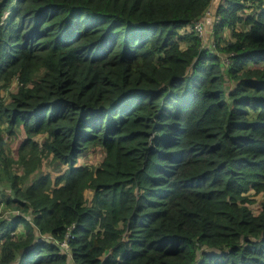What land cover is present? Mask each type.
Instances as JSON below:
<instances>
[{
	"label": "trees",
	"instance_id": "1",
	"mask_svg": "<svg viewBox=\"0 0 264 264\" xmlns=\"http://www.w3.org/2000/svg\"><path fill=\"white\" fill-rule=\"evenodd\" d=\"M209 2L0 0V264H264V5Z\"/></svg>",
	"mask_w": 264,
	"mask_h": 264
},
{
	"label": "rangeland",
	"instance_id": "2",
	"mask_svg": "<svg viewBox=\"0 0 264 264\" xmlns=\"http://www.w3.org/2000/svg\"><path fill=\"white\" fill-rule=\"evenodd\" d=\"M243 1V7L241 10L238 12L239 15L241 16H246L247 14H254V11H258L259 8L262 6L260 0H242ZM208 15V14H207ZM248 28L247 24H244L243 22H238L235 24V29L236 30H245ZM224 40L227 42H233L234 39L231 37V32L230 30H225L223 33ZM204 36V35H203ZM15 81L13 80L8 86L4 87L3 89H0V97L2 99H6L8 97V93L10 90H15ZM18 134L12 137L5 136L4 138V145H3V154H6L8 156H15V148L17 146L18 141L22 137V132L18 131ZM103 157V151L100 147H89L79 156H77V163H85V164H90V165H98V163L101 161ZM64 168V165L56 162H52L49 157H43L41 164L36 168L33 173L30 175V177H34L39 173H44L48 172L51 175V178H53L56 174H59L60 171ZM10 171L12 173H20V168L16 164H12ZM29 181V177L25 180V182ZM0 198H6L7 194L10 193L8 190V183L7 180L4 176L0 175ZM1 194L3 196H1ZM6 194V195H5ZM90 191L86 189L84 191V196L86 198H89ZM250 198L251 202L247 203L248 208L251 210L253 213H257L258 210L260 209V201L262 200V197L264 196V191L257 193V194H252L250 191ZM12 214H16V211L12 209L9 206H6V204H3V202H0V217H9ZM25 216V215H24ZM29 217V216H26ZM30 218V217H29ZM67 257V256H66ZM67 264H72V262H69V257L66 259Z\"/></svg>",
	"mask_w": 264,
	"mask_h": 264
},
{
	"label": "built area",
	"instance_id": "3",
	"mask_svg": "<svg viewBox=\"0 0 264 264\" xmlns=\"http://www.w3.org/2000/svg\"><path fill=\"white\" fill-rule=\"evenodd\" d=\"M220 2H224V0H210L208 7L205 9L200 19L196 20L191 26L186 27V29H193L197 35L200 36L203 41H205L208 33L212 29V25L214 24L215 20L218 19L215 11L218 3ZM260 2L262 5H264V0H260ZM45 239H49L50 242L54 243V240H52L50 237H45ZM57 244L59 245L61 252L66 253V256L70 257L65 240H62V242Z\"/></svg>",
	"mask_w": 264,
	"mask_h": 264
},
{
	"label": "crops",
	"instance_id": "4",
	"mask_svg": "<svg viewBox=\"0 0 264 264\" xmlns=\"http://www.w3.org/2000/svg\"><path fill=\"white\" fill-rule=\"evenodd\" d=\"M69 262H70V257H69Z\"/></svg>",
	"mask_w": 264,
	"mask_h": 264
}]
</instances>
